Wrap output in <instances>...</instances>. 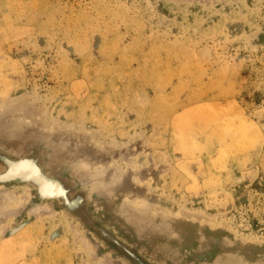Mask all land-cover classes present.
Here are the masks:
<instances>
[{"label":"rangeland","instance_id":"1","mask_svg":"<svg viewBox=\"0 0 264 264\" xmlns=\"http://www.w3.org/2000/svg\"><path fill=\"white\" fill-rule=\"evenodd\" d=\"M57 263L264 264V0H0V264Z\"/></svg>","mask_w":264,"mask_h":264},{"label":"bare ground","instance_id":"2","mask_svg":"<svg viewBox=\"0 0 264 264\" xmlns=\"http://www.w3.org/2000/svg\"><path fill=\"white\" fill-rule=\"evenodd\" d=\"M3 74V73H2ZM14 80V79H13ZM163 84V83H162ZM167 98V97H166ZM163 99H161V101H162ZM158 103V102H157ZM168 103V102H167ZM174 106V105H173ZM160 107V106H159ZM157 108V107H156ZM165 108V107H164ZM163 108V109H164ZM171 109H173V108H171ZM155 110V109H154ZM157 110H158V108H157ZM156 111V110H155ZM154 111V112H155ZM104 112V111H103ZM163 112V111H162ZM166 112V111H165ZM156 113V112H155ZM156 114H158V112L156 113ZM171 116V115H170ZM166 117V116H165ZM169 117V116H168ZM161 119V118H160ZM182 119V118H181ZM183 120V119H182ZM184 121V120H183ZM181 122V121H180ZM171 124V123H170ZM189 124H191V123H189ZM190 126V125H189ZM187 128V127H186ZM208 129V128H207ZM193 130V129H192ZM200 130V129H199ZM175 131V130H174ZM193 132V131H192ZM194 133V132H193ZM195 134V133H194ZM181 136V135H180ZM206 136V135H205ZM247 136V135H246ZM215 137V136H214ZM217 137V136H216ZM211 138H213V137H211ZM219 138V137H218ZM217 138V139H218ZM204 139V138H203ZM244 139V138H243ZM247 140H249V139H247ZM205 141V140H204ZM227 141V140H226ZM173 144V143H172ZM203 144V143H202ZM225 144V143H224ZM248 144V143H247ZM246 144V145H247ZM223 145V144H222ZM225 148V147H224ZM230 148V147H229ZM236 149V148H235ZM238 149V148H237ZM215 150V149H214ZM227 150V149H226ZM243 150V149H242ZM225 152V151H224ZM230 152V151H229ZM242 152V151H241ZM204 153V152H203ZM208 156V155H207ZM209 160V159H208ZM217 185V184H216ZM214 189V188H213ZM215 190V189H214ZM23 236V235H22ZM9 247V246H8ZM62 250V249H61ZM8 253H10V251H7ZM4 253H6V252H4ZM17 253V252H16ZM2 254V253H1ZM13 254V253H12ZM48 254H49V252H48ZM51 254V253H50ZM54 254H55V252H54ZM6 255V254H5ZM36 255V254H35ZM44 255H45V253H44ZM47 255V254H46ZM66 255V254H65ZM7 256V255H6ZM42 256V255H41ZM53 256V255H52ZM61 256H62V253H61ZM13 257V256H12ZM49 257V256H48ZM54 257V256H53ZM66 257V256H65ZM17 258V257H16ZM45 258V257H44ZM58 258V257H57ZM67 258V257H66ZM43 259V258H42ZM55 259H56V257H55ZM13 260H14V258H13ZM44 260V259H43ZM7 261H8V258H7ZM16 262V261H15ZM19 262V261H18ZM57 262V261H56ZM61 262V261H60ZM12 263H13V261H12ZM43 263H44V261H43ZM46 263V262H45ZM51 263V262H50ZM58 264V263H57Z\"/></svg>","mask_w":264,"mask_h":264}]
</instances>
